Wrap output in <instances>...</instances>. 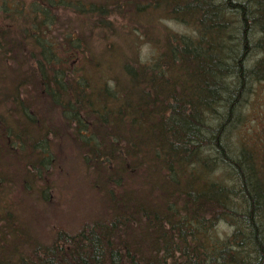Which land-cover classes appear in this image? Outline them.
Masks as SVG:
<instances>
[{"label": "trees", "instance_id": "1", "mask_svg": "<svg viewBox=\"0 0 264 264\" xmlns=\"http://www.w3.org/2000/svg\"><path fill=\"white\" fill-rule=\"evenodd\" d=\"M263 94L264 0H0V264H264Z\"/></svg>", "mask_w": 264, "mask_h": 264}, {"label": "rangeland", "instance_id": "2", "mask_svg": "<svg viewBox=\"0 0 264 264\" xmlns=\"http://www.w3.org/2000/svg\"><path fill=\"white\" fill-rule=\"evenodd\" d=\"M126 23L129 24L128 21ZM163 23L168 25L170 28H172L177 32H181V33L189 32V29L186 26L176 23L175 21L164 20ZM96 38L97 37L89 36V39L93 40L91 41V46L93 47L94 52H98L101 49L100 48L101 43L96 44L97 42L95 40ZM124 41H125L124 39H120V43L125 47V45L123 44ZM133 44L136 46L142 61L149 60L151 58H154L155 55H157L156 47L144 41L143 37H140L139 39L135 38V40L132 39L131 44L129 46L126 45V50L128 48L129 53ZM261 103H264V94L262 95ZM253 115L255 121L252 124L254 125L255 129L259 131V136H261L263 134V131L261 129H264V122L263 123L260 122L259 115L256 116L255 113H253ZM68 186L69 183L62 181V188L57 189L58 209H56V211L54 212H51V214L49 215V217L51 216V218L48 217L47 219H45L47 217V213L51 211L49 209L45 213L44 219L42 221H45V223L51 221L54 224L65 223V225L67 226H75L82 218L91 215L92 211L94 213L98 210V205L95 204V200H96L95 198H97L96 197L97 195L93 190H91V188L89 189L86 185L83 184H78L73 188ZM222 228L226 229L227 227L223 226ZM44 230L45 229L43 227V231Z\"/></svg>", "mask_w": 264, "mask_h": 264}, {"label": "bare ground", "instance_id": "3", "mask_svg": "<svg viewBox=\"0 0 264 264\" xmlns=\"http://www.w3.org/2000/svg\"><path fill=\"white\" fill-rule=\"evenodd\" d=\"M119 209V208H118Z\"/></svg>", "mask_w": 264, "mask_h": 264}]
</instances>
